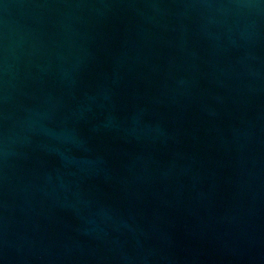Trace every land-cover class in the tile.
<instances>
[{
    "label": "water",
    "instance_id": "obj_1",
    "mask_svg": "<svg viewBox=\"0 0 264 264\" xmlns=\"http://www.w3.org/2000/svg\"><path fill=\"white\" fill-rule=\"evenodd\" d=\"M0 264H264V0H0Z\"/></svg>",
    "mask_w": 264,
    "mask_h": 264
}]
</instances>
